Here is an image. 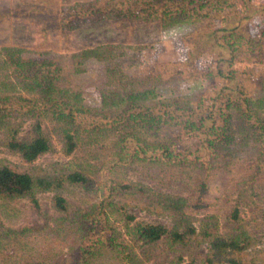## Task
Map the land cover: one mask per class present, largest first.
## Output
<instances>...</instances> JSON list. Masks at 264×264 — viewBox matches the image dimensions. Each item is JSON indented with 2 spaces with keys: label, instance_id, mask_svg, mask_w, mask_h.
<instances>
[{
  "label": "rangeland",
  "instance_id": "374dc122",
  "mask_svg": "<svg viewBox=\"0 0 264 264\" xmlns=\"http://www.w3.org/2000/svg\"><path fill=\"white\" fill-rule=\"evenodd\" d=\"M180 1L197 13L180 16L167 0H0V53L21 50L36 63L33 72L79 94L82 111L75 127L63 126L37 102L52 151L28 164L2 145L0 132V165L90 180L64 184L65 214L54 208L56 192H38V208L30 198H0V264H75L94 225L92 208L125 180L186 198L196 220L218 218L222 235L235 232L230 217L238 208L253 239L243 263L264 264V110L253 106L264 96V0ZM87 52L93 56L83 62ZM15 75L0 67V81ZM16 86L17 96L41 98ZM32 123L21 138L32 136ZM65 128H78L71 156ZM130 210L139 222L171 226ZM115 222L117 242L133 247L121 252L124 261L106 252L96 264H207L206 244L190 251L164 240L149 255Z\"/></svg>",
  "mask_w": 264,
  "mask_h": 264
},
{
  "label": "trees",
  "instance_id": "16d2710c",
  "mask_svg": "<svg viewBox=\"0 0 264 264\" xmlns=\"http://www.w3.org/2000/svg\"><path fill=\"white\" fill-rule=\"evenodd\" d=\"M167 1L165 5L175 2L174 9L179 12L180 16L187 17V14L197 13L196 9H186L183 1ZM200 8H203V5ZM262 11L264 12V8ZM73 16L70 15V18L67 17L65 20ZM77 16L80 15L77 14ZM150 16L152 15H148ZM0 56L4 58L0 62V67L7 69L12 67L15 73H19L18 76L15 75L14 81L7 76L6 80L0 81V132L5 138L2 145L12 153L20 155L26 163L34 164L41 156L49 154L53 149L51 139L43 128L42 113L37 107V102L42 101L52 108L43 113L50 115L52 120H56L63 126L75 127L74 118L76 114L82 113L79 110L80 104H77L81 99L79 94L58 89L54 84L55 80L48 75L40 74L39 76L37 72H33L36 63L33 60H24L21 50L4 49ZM92 56V53H85L82 57L83 62ZM40 65L45 66L43 63ZM27 80L29 82H26ZM17 84L24 88L22 90L37 93L36 95L41 98L31 100L17 96ZM147 95L148 93H145L139 97H147ZM230 105L229 103L228 106ZM253 106L264 110V96L253 101ZM27 120L33 121L32 136L21 138V130ZM254 124H259V127L263 126L257 119ZM191 126L195 127V124L192 123ZM226 126L229 128L228 124ZM74 130L72 132L70 128H65L63 131V150L67 156H71L79 145L78 128ZM170 156L172 157V154H169ZM89 182L90 180L80 172L65 174L55 170L54 173L36 176L15 170L8 163L0 165V198H30L38 208L39 202L36 197L38 192H56L54 208L64 214L69 209L67 200L61 195L64 184L87 185ZM108 193L109 195L104 196L102 205L92 208L96 213L93 215L94 225L91 231L83 236L84 240L78 249L75 264H96L102 261L106 252H110L115 259L124 261L121 259V252L128 249L131 251L133 246L130 244L124 246L117 242V237L123 235L115 222L118 217L124 224L127 235L136 243L135 246L139 244L140 247L145 248L144 250L149 251V255L165 240L170 246L190 251H195L206 244L209 248L207 264L218 262L244 264L242 258L248 255L247 251L253 239L249 235V230L242 224L238 208L230 217L236 225L235 232L222 235L218 218L207 216L196 220L188 212V200L184 197L156 192L145 185L126 180L113 182L108 187ZM132 207H140L151 216L164 217L170 221L171 226L158 222H139L130 212ZM9 232L11 231H7L6 235ZM128 255L127 259L131 263L133 257L131 254Z\"/></svg>",
  "mask_w": 264,
  "mask_h": 264
}]
</instances>
